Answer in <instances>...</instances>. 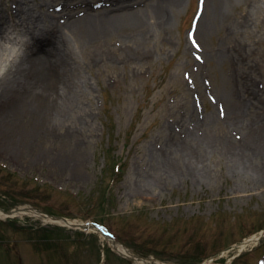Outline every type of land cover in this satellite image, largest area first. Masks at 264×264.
<instances>
[{
    "label": "rangeland",
    "instance_id": "1",
    "mask_svg": "<svg viewBox=\"0 0 264 264\" xmlns=\"http://www.w3.org/2000/svg\"><path fill=\"white\" fill-rule=\"evenodd\" d=\"M0 2V8L10 3ZM201 7L202 0L191 7L185 0L171 18L170 40L154 41L158 52L144 67L122 65L116 77L111 69L85 72L94 86L81 99L93 115L78 133L81 148L50 135L45 126L25 127L24 140H17L21 127L0 130V206L103 223L133 253L161 264H264V184L252 173L243 175L248 168L241 162L235 166L216 153L199 179L195 175L165 189L149 186L141 194L148 170L143 154L152 152L147 146H165L183 124H194L187 120L192 106L203 117L213 111L224 118L225 106L214 91L226 67L211 62L207 76L197 75L195 58L185 52ZM220 39L215 32L211 41ZM243 42H252L247 60L257 61L254 69L264 86V21ZM222 124L217 120L213 128L223 131ZM60 125L64 131L78 126ZM104 253L103 264H140L123 258L95 231L29 214L0 217V264H101Z\"/></svg>",
    "mask_w": 264,
    "mask_h": 264
},
{
    "label": "bare ground",
    "instance_id": "2",
    "mask_svg": "<svg viewBox=\"0 0 264 264\" xmlns=\"http://www.w3.org/2000/svg\"><path fill=\"white\" fill-rule=\"evenodd\" d=\"M9 1L0 8V36L9 31L20 32L31 37L32 43L15 70L0 78V130L21 127L24 137L17 140H24L28 132L25 127L45 126L51 129L50 135L65 137L76 149L84 141L78 133H84V126L93 115L81 99L94 86L85 72L111 69L116 77L122 65L144 67L158 52L154 41L170 40L171 18L185 2L41 0L32 5L28 0ZM193 1L190 0V7ZM202 5L194 27L187 32L185 52L195 58L193 70L197 75L207 76L205 65L211 62L216 66L219 61L226 67L227 75L218 81L214 91L225 106L224 118L221 120L213 111L203 117L192 106L187 120L194 124L186 127L180 120L182 131L173 136L175 139L159 148L156 145L157 149L147 146L152 152L143 154L148 170L143 173L142 195L152 189L149 186L165 189L195 175L199 179V174L202 177L208 171L209 159L216 153L224 162L233 161L235 166L242 163L248 168L242 170L243 175L252 173L264 184V86L254 69L257 61L254 65V60H247L252 55V42L248 43L250 48L243 42L253 26L264 21V0H202ZM215 32L221 33V39L212 43ZM217 120L223 122V131L213 128ZM60 123L78 126L64 131ZM28 214L43 216L32 208L11 215ZM9 215L0 209L1 218ZM77 221L62 222L71 225ZM96 229L110 240L105 227ZM257 238L252 236L248 242ZM113 247L117 253L131 255L119 243ZM148 262L141 260L153 264Z\"/></svg>",
    "mask_w": 264,
    "mask_h": 264
},
{
    "label": "clouds",
    "instance_id": "3",
    "mask_svg": "<svg viewBox=\"0 0 264 264\" xmlns=\"http://www.w3.org/2000/svg\"><path fill=\"white\" fill-rule=\"evenodd\" d=\"M32 38L20 32L9 31L0 36V78L13 72L25 58Z\"/></svg>",
    "mask_w": 264,
    "mask_h": 264
},
{
    "label": "snow or ice",
    "instance_id": "4",
    "mask_svg": "<svg viewBox=\"0 0 264 264\" xmlns=\"http://www.w3.org/2000/svg\"><path fill=\"white\" fill-rule=\"evenodd\" d=\"M193 44L195 45V41H193ZM198 47V45H196ZM197 59H199V57H197ZM223 115V113H221Z\"/></svg>",
    "mask_w": 264,
    "mask_h": 264
},
{
    "label": "water",
    "instance_id": "5",
    "mask_svg": "<svg viewBox=\"0 0 264 264\" xmlns=\"http://www.w3.org/2000/svg\"><path fill=\"white\" fill-rule=\"evenodd\" d=\"M59 218H63V217H59ZM63 219H65V218H63ZM66 220V219H65ZM76 226H77V224H76ZM82 226V225H81Z\"/></svg>",
    "mask_w": 264,
    "mask_h": 264
}]
</instances>
